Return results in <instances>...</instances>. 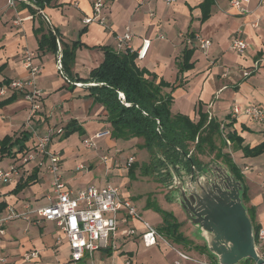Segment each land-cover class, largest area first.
<instances>
[{
    "label": "crops",
    "instance_id": "1",
    "mask_svg": "<svg viewBox=\"0 0 264 264\" xmlns=\"http://www.w3.org/2000/svg\"><path fill=\"white\" fill-rule=\"evenodd\" d=\"M203 1L175 0L167 5L165 0H105L103 14L108 20V26L105 27L98 22H84V17L93 13L94 0H52L44 8L33 6L36 13L31 12L25 3L12 7L7 4V0H0V65L6 64L0 73V81L27 78L28 70L23 65L22 57L26 50L33 51L42 65L37 86L44 94L42 108L31 117L34 127L40 131L51 126L65 130L69 121L75 119L86 131L84 135L75 132L64 139L63 133H56L51 143L52 148L62 151L61 166L67 162V155L71 154L74 164L67 171L62 170V176L71 188L117 182L122 186L123 193L131 197L130 191L126 189L132 177L129 169L124 173L117 166L124 160L127 162L130 157L140 164L133 150L136 143H143V138L124 140L106 136L98 140L96 148H88L83 144L91 151H82L75 140L77 134L84 139L96 131L111 128V124L107 121L103 104L87 96L89 84L77 85L63 65L62 69L59 68V63L62 64V43L59 42L58 54L39 50L34 28L44 19L59 30L62 42L71 44L79 40L82 43L76 50L72 70L75 75L84 78L103 62L105 53L101 47L110 46L116 50L118 35L125 32L126 26H130L133 33L131 43L135 49L141 47L144 39L151 40L146 56L137 59L138 65L156 73L157 82L163 78L178 85L173 91L171 87H164L163 90L172 92L174 97L172 113H183L197 121L201 107L203 112L217 119L221 125H226V133L235 130L242 136L244 145L254 147L264 141V123L244 115H231L234 104H264V0H248L244 4V12L234 8L231 0H214L209 18L202 21L200 4ZM18 18L21 20L15 23ZM190 31L209 38L210 47L204 51L187 45V38L192 37L188 34ZM236 35L249 44L244 54L237 53L231 47ZM185 46L195 49L191 59L194 66L180 72L178 61L182 58ZM74 84L75 87H69ZM12 93L14 91L0 95V100ZM17 94L16 100L0 107V140L5 135H18L32 114V104L26 98V93ZM223 151L229 153L241 169L247 197L245 204L253 214V223L264 228V152L246 156L232 142L227 143ZM4 159L8 160V164L12 162L9 156L1 158L0 162ZM217 161L221 162L219 159ZM36 168L32 163L27 164L23 168V176L17 182L1 186L0 202L5 201L6 206L11 204L18 210H24L25 204H31L34 208L48 204L46 194L51 190L52 176L45 167L38 171L37 181L31 182L19 193L13 191L17 183L24 181ZM74 169L75 172H71ZM119 176L122 177L121 181L113 179ZM157 184L152 192L161 198L171 199L165 204L166 207H162L170 211H173L172 206L178 208L183 217H177L183 222L181 230L193 243L185 247L169 240L194 257L207 260L204 251L196 247L205 244V241L201 240L196 226L188 220L183 206L173 197V189L166 187L168 183ZM43 200L45 202L41 204ZM143 215L158 229L162 225V217L153 210L146 209ZM135 224L138 228L142 227L139 221ZM6 231V237L0 244V256L5 257L6 261L0 264L69 263V244L66 239L61 243L56 242L60 231L55 222L15 219L7 223ZM31 249H38L41 254L37 260L27 262L24 254ZM97 252L86 264H172L177 258L176 251L164 243L146 247L140 239L128 240L119 251L101 249ZM261 255L264 257V242ZM129 259L130 263L127 262ZM210 261L215 262L216 259Z\"/></svg>",
    "mask_w": 264,
    "mask_h": 264
},
{
    "label": "trees",
    "instance_id": "2",
    "mask_svg": "<svg viewBox=\"0 0 264 264\" xmlns=\"http://www.w3.org/2000/svg\"><path fill=\"white\" fill-rule=\"evenodd\" d=\"M51 1L35 0V5L44 8ZM213 4L214 0H204L200 4L202 21L209 18ZM26 6L31 12L36 13V9L32 5L26 4ZM34 32L42 53L58 54L59 42L62 43L61 62L64 70L73 81L89 84L87 85V96L92 97L95 102L101 103L105 107L113 138L124 140L134 137L143 138L141 147L149 152L150 161L141 165L133 162L129 167V174L132 177H134L135 169L139 167L142 174L155 175L162 183L169 184L171 181L170 168H173L178 174L181 169L191 172L192 165L198 169L203 168L204 164L195 152H215V157L219 160L222 159L234 176L242 182V196L246 203L244 175L232 156L223 151L227 141L221 122L203 112L201 107L198 110L199 119L197 121L183 113H172L171 106L174 97L172 92L166 93L163 90L164 87H171L173 91L178 85L163 78L157 82L158 75L156 73L138 65L136 52L129 50L119 52L110 46L101 47L105 53L103 62L93 68L88 77H80L75 75L72 70L76 50L82 45L79 40L73 41L71 44L62 42L59 30L45 19L34 28ZM188 34L192 37L195 35L194 31H190ZM194 50L188 46L184 47L182 58L178 61L180 72L194 66L191 62ZM5 66L6 64L0 65V73L5 69ZM11 80L8 78L1 80L0 86L8 84ZM69 87L73 88L75 84L69 85ZM17 93L14 91L10 96L1 99L0 107L16 100ZM75 132L80 135L86 133L83 126L79 125L77 120L72 119L65 126L62 138L69 137ZM31 135L32 133L26 129L19 132L18 135H5L0 140V159L6 156L13 157L15 148L17 151L25 150ZM226 137L236 147L241 148L246 156H256L264 152V141L254 147L244 145V138L235 130L228 131ZM218 141L221 142V145L218 144ZM38 171L39 168H36L24 181L20 180L13 191L19 193L31 182L37 181ZM148 204L149 207L154 208L162 215L163 222L159 230L168 239L185 247L193 243L181 230L182 223L178 221L172 211L162 208L153 201H148ZM6 205L5 201L0 202V212L5 209ZM247 209L253 222V214L249 208ZM253 226L256 233L259 227L255 223ZM196 247L201 249L198 245ZM204 247L209 252L206 244ZM244 262H252V259H246Z\"/></svg>",
    "mask_w": 264,
    "mask_h": 264
},
{
    "label": "built area",
    "instance_id": "3",
    "mask_svg": "<svg viewBox=\"0 0 264 264\" xmlns=\"http://www.w3.org/2000/svg\"><path fill=\"white\" fill-rule=\"evenodd\" d=\"M167 5L175 0H165ZM248 0H231V5L237 8L239 12L246 11L245 3ZM18 3L35 5V0H7V4L16 7ZM105 0H94L93 13L84 17L85 23L98 22L107 27L108 20L103 14ZM21 19L15 20V23ZM133 33L130 26H126L125 32L117 37L116 50L133 51L137 53V59L146 56L151 40L144 39L141 47L135 49L132 45ZM187 45L207 50L211 45L209 38L195 34L187 38ZM231 47L239 54H244L249 44L240 35H236ZM22 62L28 70V77L12 79L8 84L0 86V95H7L10 91L26 93V98L31 101L32 114L27 121L26 127L32 133L30 143L27 142V148L23 151L14 149L15 155L12 162L6 168H0V187L6 184L17 182L23 176V168L29 163L34 166L45 167L52 176L51 190L46 194L49 203L37 208H31L30 204L24 205V210H18L13 205H8L0 212V244L6 237V225L15 219H24L26 221L47 220L56 223L60 235L56 242L61 243L67 240L70 247V260L68 264H86L94 256L97 250L107 249L119 251L125 242L133 239H140L146 247L155 246L164 243L177 253V258L172 264H185L192 262L195 264H217L215 261L202 260L194 257L190 253L175 246L160 230L143 219L138 207L131 197L123 193L120 185L107 182L104 185H89L81 189L71 188L62 176V151L52 148L51 143L56 133H63V128L48 127L40 131L34 127L31 117L35 111L42 108L43 91L37 86V78L42 71V65L36 59V53L26 50L22 57ZM62 69V64L59 63ZM82 85L81 82H75ZM123 96V94H121ZM231 115L234 117L244 115L253 121L264 123V104L250 102L245 105L234 104L231 108ZM226 141L231 144L226 137V125H221ZM111 136V128L96 131L92 136L83 139V144L88 148L98 147V140ZM106 157V156H105ZM135 161L130 157L126 166H131ZM139 221L142 225L138 228L135 224ZM258 251L261 254V245L264 242V228L261 227L255 233ZM41 251L31 249L25 252L24 259L27 262H33L40 257ZM6 261V258L0 256V263ZM128 263L131 262L129 259ZM239 264H254L239 263Z\"/></svg>",
    "mask_w": 264,
    "mask_h": 264
},
{
    "label": "water",
    "instance_id": "4",
    "mask_svg": "<svg viewBox=\"0 0 264 264\" xmlns=\"http://www.w3.org/2000/svg\"><path fill=\"white\" fill-rule=\"evenodd\" d=\"M205 166L192 165L191 172L181 169L180 174L170 168L167 187L173 189L172 195L190 216L217 264H239L246 259L264 264L243 200L242 182L228 166Z\"/></svg>",
    "mask_w": 264,
    "mask_h": 264
},
{
    "label": "rangeland",
    "instance_id": "5",
    "mask_svg": "<svg viewBox=\"0 0 264 264\" xmlns=\"http://www.w3.org/2000/svg\"><path fill=\"white\" fill-rule=\"evenodd\" d=\"M27 124V123H26ZM26 124H25V127H24V129L23 130H29L27 127H26ZM75 140H76V143H78V145H80V148L82 149V151L84 152V151H88L89 149H86L85 147H83V142H82V140H83V138H81L80 136H79V134H77L76 136H75ZM137 144V146L134 148V156L135 155H137V157H138V161L140 162V164H143L144 162L146 163L147 161H150V154H148V151L144 148V147H141V144H138V143H136ZM218 144H220L221 145V142L220 141H218ZM230 146V145H229ZM131 147H132V144H131ZM78 148V147H77ZM126 150H127V147H126ZM89 151H91V150H89ZM88 151V152H89ZM113 151L111 150L110 151V153H112ZM196 153V155H197V157L203 162V164L204 165H206V166H208L209 164H212V163H220V164H223V165H225V166H227L226 164H225V162L222 160V159H220L221 160V162H218L217 160H218V158H216L215 157V152H213V153H210V152H208V151H205L204 153H197V152H195ZM70 155L71 154H68L67 155V162H65L63 165H62V167H63V169L62 170H68V167L70 166V165H73L74 164V162L72 161V157H70ZM149 155V156H148ZM127 160V159H126ZM136 160H137V158H136ZM9 162H8V160L7 159H4L3 160V162H0V168H6L9 164H8ZM65 167V168H64ZM119 169H121V171L122 172H124V173H126V172H128V169H129V167L128 166H126V161L124 160L123 162H121V165L120 166H117ZM37 168H39V167H37ZM39 170H42L41 168H39ZM65 171V172H66ZM71 172H75V169L73 170V171H71ZM136 176L135 177H131L130 178V183L129 184H127L126 185V189H128L129 191H130V193H131V198H132V200L135 202V204H136V206L138 207V209H139V211H140V213H141V215H142V217H143V219H145V220H147V221H149L151 224H153L147 217H145L143 214H144V211L146 210V209H150V210H153V212H155L156 214H158L160 217H162V215L158 212V211H156L154 208H151V207H149L148 205V201L150 202V201H153V202H155V203H157V204H159L161 207L162 206H164V207H166L165 206V204L168 202H170L171 201V199L169 198H167V197H160L157 193H153L152 191H154V188L158 185L157 183H159V182H162L159 178H157L155 175H149V174H145V173H143L142 174V172L139 170V168H137L136 169ZM122 179V177H113V179H116L115 181H121V179ZM111 180H112V178H110ZM41 183V182H40ZM116 184H117V182H115ZM120 185V184H119ZM122 187V186H121ZM167 187V186H166ZM163 192V191H162ZM174 197V196H173ZM148 198V199H147ZM147 200V201H146ZM44 200L43 201H41L40 203L41 204H44ZM31 205V204H30ZM164 207H162V208H164ZM31 208H34V206L33 205H31ZM164 209H166V208H164ZM166 210H168V209H166ZM172 210L174 211H172L173 212V214L176 216V217H178V218H180V219H182L183 217H182V214H181V212L178 210V208H175V207H173L172 206ZM170 211V210H169ZM187 217H188V220H191V218H190V216L187 214ZM177 218V219H178ZM178 221H180L179 219H178ZM162 222H163V218H162ZM182 224H183V222L182 221H180ZM154 225V224H153ZM155 226V225H154ZM196 230V229H195ZM201 240H202V238H201ZM200 247H201V250L202 251H204V253H205V258H207V260L209 259H213V260H215V257L212 255V254H210L208 251H206L204 248V246H205V244H201V245H199ZM97 251H99V250H97ZM95 252V256H96V254L98 253V252ZM244 261H242L241 263H243ZM253 262V261H252ZM252 262H248V263H252ZM188 263V261L187 262H185V264H187ZM254 263V262H253Z\"/></svg>",
    "mask_w": 264,
    "mask_h": 264
}]
</instances>
